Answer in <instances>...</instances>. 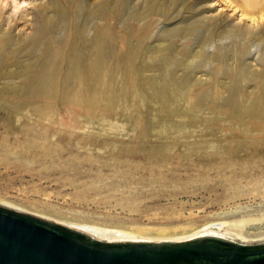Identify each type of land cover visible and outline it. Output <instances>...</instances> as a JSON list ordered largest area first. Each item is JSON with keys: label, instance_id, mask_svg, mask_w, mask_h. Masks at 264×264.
I'll use <instances>...</instances> for the list:
<instances>
[{"label": "bare ground", "instance_id": "1", "mask_svg": "<svg viewBox=\"0 0 264 264\" xmlns=\"http://www.w3.org/2000/svg\"><path fill=\"white\" fill-rule=\"evenodd\" d=\"M88 1L48 0L37 8L30 33H13L10 26L0 29V110L8 106L15 124L23 125L20 121L26 118L28 135L44 146L50 127L66 126L64 114L68 127H73L78 113L86 130H71L77 145L101 141L116 147V156H130L132 146L116 142L134 137L130 133L138 127L148 144L144 155L148 166L168 164L171 150L181 139L193 138L187 144L190 152L200 145L202 139L196 137H204L206 141L200 142L211 149L206 159L221 161L229 147L221 142L230 136L242 137L253 151L264 145V65L257 70L243 60L253 51L252 42H264V12L253 10L259 0L240 4L221 0L238 13L235 25L219 29L221 21L214 16L188 18L177 27L162 29L154 44L147 43L157 22L152 17L172 19L169 9L183 8L187 0H171L169 6L168 0ZM8 2L0 0V14ZM109 17L120 24L117 32L107 22ZM178 41L183 45L193 41L195 47L185 48ZM211 47L217 52H211ZM260 61L264 64V58ZM36 121L47 124L42 132L34 126ZM36 144L30 145L35 148L31 155L49 154L48 150L38 152ZM53 146L57 152L64 149L60 144ZM132 168L142 174L146 167ZM61 222L94 239L112 242H183L218 234L227 225L211 223L172 240L149 241L148 232L133 228ZM227 226L231 227L224 229L225 234H238L232 231L236 224Z\"/></svg>", "mask_w": 264, "mask_h": 264}, {"label": "rangeland", "instance_id": "2", "mask_svg": "<svg viewBox=\"0 0 264 264\" xmlns=\"http://www.w3.org/2000/svg\"><path fill=\"white\" fill-rule=\"evenodd\" d=\"M8 1V7L0 14V29L10 26L13 33L20 30L26 34L31 32L37 8L48 0ZM95 1L98 0L88 2ZM170 1H167L168 6ZM259 2L258 8L253 10L260 8L264 12V0ZM174 7L168 13L172 19L152 17L157 22L147 43L154 44L162 29L177 27L188 18L214 16L221 21L219 29L238 22V13L221 0H187L183 8ZM14 17L18 19L16 23L11 19ZM107 22L117 32L118 21L109 17ZM135 26L140 28L141 23H135ZM227 42L224 43L228 46ZM193 44V41L186 45L177 42L185 48H194ZM250 45L253 51L244 55L243 60L259 70L264 65L260 61L264 58V42L254 41ZM209 50L217 52L213 47ZM200 74L196 73V76ZM78 115L73 116V127H68L70 121L64 114L66 126L50 127L48 144L42 146V141L27 134L26 118L20 121L23 125L15 124L8 106L0 110V206L57 223L88 222L133 228L148 232L151 237L146 240L149 241L172 240L171 237L194 228L225 222L236 224L232 231L239 235L225 234L224 229L231 227L227 225L222 232L211 235L243 244L264 243V145L253 151L243 143L242 137L230 136L221 142L229 146L223 153L227 157L221 161L206 159L211 149L201 143L206 141L204 137H196V140H202H199V147L191 148L190 152L187 144L193 138L181 139L171 150L168 164L148 166L144 157L148 144L138 127L130 133L134 137H124L116 142L117 145L132 146V154L116 156L117 148L101 141L95 145H90L93 140L76 144V134L71 130L75 129L77 133L86 130L83 117ZM34 126L42 132L47 124L36 121ZM33 143L40 147L38 152L48 150L49 154L31 155L35 149L30 146ZM53 143L63 145L64 149L55 151ZM184 154L190 157L184 158ZM140 165L146 167L142 174L132 168Z\"/></svg>", "mask_w": 264, "mask_h": 264}, {"label": "water", "instance_id": "3", "mask_svg": "<svg viewBox=\"0 0 264 264\" xmlns=\"http://www.w3.org/2000/svg\"><path fill=\"white\" fill-rule=\"evenodd\" d=\"M0 264H264V243L214 235L183 242H108L0 206Z\"/></svg>", "mask_w": 264, "mask_h": 264}]
</instances>
